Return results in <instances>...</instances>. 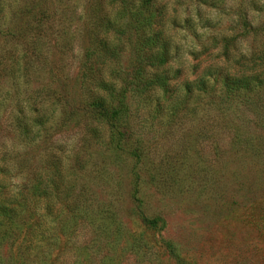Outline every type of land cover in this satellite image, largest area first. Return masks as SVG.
Returning <instances> with one entry per match:
<instances>
[{
	"label": "rangeland",
	"instance_id": "374dc122",
	"mask_svg": "<svg viewBox=\"0 0 264 264\" xmlns=\"http://www.w3.org/2000/svg\"><path fill=\"white\" fill-rule=\"evenodd\" d=\"M0 264H264V0H0Z\"/></svg>",
	"mask_w": 264,
	"mask_h": 264
},
{
	"label": "trees",
	"instance_id": "16d2710c",
	"mask_svg": "<svg viewBox=\"0 0 264 264\" xmlns=\"http://www.w3.org/2000/svg\"><path fill=\"white\" fill-rule=\"evenodd\" d=\"M140 42H142L140 44L142 49L140 51V47L138 48L136 63L132 74L133 80L136 82V84L143 85L146 88L151 86H158L161 90L166 92L168 90L167 88H169L168 76L170 73L169 62L171 60L169 58L168 39H166L165 35L162 33L161 37L158 34L156 35V37H150L147 39V41L140 40ZM149 66H155L159 70V75H154L153 77H146L145 73L147 72ZM245 71L246 70L242 72ZM242 72L238 71L234 73V75H231V73L227 74L229 75L228 77L230 79H227L224 84L227 87L228 94L236 92L237 90L240 91L241 88L249 86L251 84V81H253V78H257L259 76V73L257 71L251 72L250 75L244 74ZM125 92L126 91L119 93L118 96L112 97L110 98V100L102 96L90 99V107H88L89 109H87L89 110V114L93 121H105L110 123L111 125L114 124L115 127H119V123L125 118L127 109L129 108L128 103L125 102ZM168 101L169 100H167V102ZM168 110L172 113H176L177 108L169 106ZM110 138L116 143H121L123 141L122 139H120V137L118 138V134L111 135ZM134 149L135 147H131V151H134ZM133 155L134 158L137 160H139L142 156L137 151H134ZM60 193L61 191H59L58 195ZM85 198H88V196L84 191H81L75 196V198L73 197V199L70 200L71 202L77 203L78 199Z\"/></svg>",
	"mask_w": 264,
	"mask_h": 264
}]
</instances>
